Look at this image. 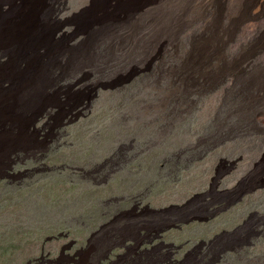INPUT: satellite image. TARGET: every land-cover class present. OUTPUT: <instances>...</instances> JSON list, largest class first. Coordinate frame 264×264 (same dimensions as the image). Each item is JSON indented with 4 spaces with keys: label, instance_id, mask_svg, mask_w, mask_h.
I'll return each mask as SVG.
<instances>
[{
    "label": "rangeland",
    "instance_id": "obj_1",
    "mask_svg": "<svg viewBox=\"0 0 264 264\" xmlns=\"http://www.w3.org/2000/svg\"><path fill=\"white\" fill-rule=\"evenodd\" d=\"M165 1L43 0L23 39L0 42V264H61V250L73 254L87 244L93 255L83 253L77 264H114L113 251L138 243L147 248L143 264L170 256L225 264L217 263V246L166 257L156 251L157 226L175 221L170 215L130 214L107 226L134 196L153 191L152 176L136 175L138 163L152 166L145 148L163 142L172 154L194 139L218 143L264 129V0H246L244 20L238 0H209L168 23L159 18ZM24 4L5 2L0 11ZM163 88L167 98L155 97ZM180 91L190 92L193 116L170 115L169 97ZM259 247L243 261L228 254L226 264H264Z\"/></svg>",
    "mask_w": 264,
    "mask_h": 264
},
{
    "label": "bare ground",
    "instance_id": "obj_2",
    "mask_svg": "<svg viewBox=\"0 0 264 264\" xmlns=\"http://www.w3.org/2000/svg\"><path fill=\"white\" fill-rule=\"evenodd\" d=\"M12 1L13 0H0V6L5 2L10 3ZM208 1L209 0H205L202 3H197L196 0H174V2L172 0V2L170 1L171 7H168L169 1L166 0L162 4L163 8L159 15V18L167 19V23L173 20L180 22L183 13L198 10L199 7L206 6ZM42 2L43 0H25V4L21 8H16L9 13H3L0 11V42H9L23 39L24 36L30 31L29 29L31 28V23L34 19V13L37 6ZM238 3L239 5L237 6V13L241 15L240 20H244L249 14L247 8L245 7L247 5V1L238 0ZM16 15H18L19 17H16ZM234 20L237 22L236 19ZM214 25L218 29L217 37L215 38V40L217 42L222 41V39L219 38H221L223 28L218 23V21H215ZM232 29H227L228 35L231 34ZM249 71L252 72V70ZM254 71L255 70H253V72ZM189 96L190 92L187 91H180L176 94L170 95L167 104L171 116H184L186 114H191V116H193V112L190 109L191 106L188 101ZM208 96H211L212 98L213 95ZM260 96L261 94L259 95V97ZM155 97L167 98L165 88L160 89L159 92H156ZM195 102L193 104H195ZM213 108H215L214 105ZM151 109L156 108L153 105ZM142 116H144V114ZM243 124L244 127H246L245 124L247 126L249 125V127L251 125L250 120L248 119L244 120ZM150 127L152 126L150 125ZM255 133H260V135H253V131L251 133H244L242 135H225V138L218 143L213 142L206 137L203 138V143H198L194 139L191 145H187V147H184L183 150L172 154H170V151L167 153V151L163 149L164 145H168L163 142L155 144L156 148L153 146L152 148H150V150L148 148H145L144 151L146 153L147 151H151V154L147 156V158L151 157L152 166L143 164V162L138 163L139 169L136 171V175L138 179L142 181H144L143 179H147L148 175H150V177L152 176L151 184L153 187V191L151 192L150 196H147L145 191L142 192V194L140 193L134 196V205L131 208H123L120 211L121 214L116 215L107 226H109L110 228V226L113 224V220H115L116 222V220H120L130 214L135 215L134 218H142L143 216H145V214L150 215V217L151 215L156 217L165 215L166 218L168 217V215H170L173 218H176L175 221H172L173 219L171 220V223H169L168 221L167 225H163L164 227L157 226L160 228L152 240L156 243L155 245L153 243L154 248L156 249L158 247L160 249H158L159 252H162L163 254L165 252L169 253L171 251L174 252V254H178L180 252L186 253L191 251L192 248L202 249L205 246L206 250H208L205 251L209 252L215 249L213 246H217L220 250V257L217 263H222L223 260L225 264L228 263L231 259L228 254L236 257L237 259H240L239 261H243V259L245 260L246 258H251V256L253 255L252 252L260 251L255 248H258L260 246L259 249H261L262 251L264 247V135H261V133L264 134V129L262 131H256ZM40 136L41 135H38V139ZM210 136L216 138L218 135ZM33 140L34 139H32V141ZM51 140L49 141V143L51 142ZM27 145H29V143ZM130 146H132L130 149H134L133 145L130 144ZM142 153L143 149L138 154ZM131 158L132 157H123L122 162L125 163ZM145 161L146 160H144V162ZM123 167L124 166H122L121 168ZM194 170L198 171L192 172ZM150 171H152V173H150ZM134 178L136 177L134 176ZM132 183L134 184V182ZM144 201H148V203H144ZM131 217L133 218V216ZM156 217H153V219ZM137 220L139 219L137 218ZM138 222L140 224V222L142 221H137V223ZM137 223L135 224L136 227ZM149 224L152 226L150 222ZM146 225L139 227V234H143L142 231L150 228L148 227L146 229ZM127 227L129 229L128 225ZM139 228H137V230ZM137 230H135V232ZM171 231H175V234L174 232L173 234H170ZM164 232L168 234L166 236L167 239L164 237L166 235ZM135 234L137 235V233ZM246 234H249L248 240L243 239V236ZM168 236L171 239H169ZM122 239L123 237L121 238V240ZM117 241L119 243L121 242L119 240ZM152 241H150V243ZM118 242L116 243L117 245ZM86 246H89V244H87ZM86 246L78 249L75 248L76 251L73 254L67 253L66 251L62 254L63 251L61 250L59 257H61V259L64 258L63 261L61 260L62 263L66 264L70 262L73 264V262H75V264H77L80 259H85L83 258L84 254L89 258L93 250L91 248L85 249ZM135 246H133L135 247V249L131 246H127L126 244H123V248L119 246L120 250L117 253L114 254L113 252L115 251L112 252L113 258H115L113 263L143 264V261L146 259H143L142 254L147 251V248H142L143 243H138ZM95 251L93 253H95ZM190 254L192 255V253ZM147 255L146 257H148ZM171 257L172 256L168 258V261H162L161 259L158 260V258L155 260V263H182L181 260L173 259ZM93 258H95V256ZM96 261L97 260H95V262ZM153 262L154 260L152 261V263ZM197 262H200V260ZM250 263L252 262L250 261Z\"/></svg>",
    "mask_w": 264,
    "mask_h": 264
}]
</instances>
